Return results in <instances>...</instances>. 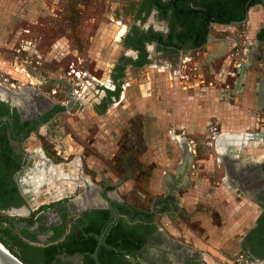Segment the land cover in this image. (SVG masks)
Segmentation results:
<instances>
[{
	"label": "flooded vegetation",
	"instance_id": "af4514ba",
	"mask_svg": "<svg viewBox=\"0 0 264 264\" xmlns=\"http://www.w3.org/2000/svg\"><path fill=\"white\" fill-rule=\"evenodd\" d=\"M61 6L65 17L57 23L63 21V39L68 41L62 44V51L56 57L49 56L53 60L49 62L52 63L51 70L59 69L57 71L61 72V77L47 83V77L42 73L48 68V65L41 64L44 57L35 62L32 56L28 60H32L31 68L39 74L37 79L23 73L19 88L8 91L0 87V226L5 232L2 233L3 237H13L18 242L15 251L23 252L30 264H94L90 258L94 251L99 264H205L199 253L190 251L166 235L156 219L162 216L171 218L181 213L174 196L157 198L147 209L136 207L111 197L109 192L112 189L108 186L92 188L91 184H87L85 188L81 181H70L79 180L76 168L75 177L64 179L71 187L69 191H73L69 195L66 194L68 190L54 194L44 191L43 187L38 195L24 192L22 188H28L23 182L32 175L36 165L41 166L42 158L51 164H60L67 162L68 157L64 158L60 143H56L59 146L52 145L50 152L40 145L27 151L24 143L61 112L58 104L51 105L50 102L63 101L67 107L74 106L78 111L92 106L96 101L106 105L110 98L109 88L112 87L114 91V78L123 77L127 66L139 67L150 63L152 52H160L161 55L172 53L183 58L182 62L187 63V66H183L185 78L196 77L199 83H204L211 74L209 69H212L205 61L206 48L211 37L217 41L222 38L211 35V30L239 27L231 25L233 22L218 21L226 19L230 8L227 0H66ZM252 7L261 9L262 20L253 33H247L250 44L248 55L245 57L242 53L237 56L239 62L233 66L236 67L232 72L237 79L242 75L253 77L249 89L256 98H263L264 7L263 4L246 7L242 19H245V25ZM86 15L96 17L89 19ZM90 21L96 22L92 34L83 37L75 35L80 27L82 29ZM108 34L111 35V46ZM91 40L93 45L89 44ZM89 46H94L93 54L78 52V47L88 51ZM108 48L116 50V54L109 53ZM73 50L76 51L74 55ZM90 56H93L91 60ZM113 57L116 60L111 66L104 69L97 66L96 61ZM72 72L82 73L86 79H92L91 88H88L82 102L73 94L82 80L75 79ZM200 78L204 81H200ZM58 81L64 82L63 85ZM36 84L45 90L44 94L50 98L46 97L49 103L41 102L32 95H27L24 100H16L11 93ZM147 86V83L144 84V91ZM55 96H59V99ZM224 133L213 141L216 153L213 159L211 157V162L214 160L213 166L218 168L220 175L213 185L215 189L221 186L229 188L239 194V199L247 198L253 205L249 223L237 237L235 253H241L237 264L264 263V152L256 159L243 157L239 153L240 147L239 150L220 154L216 143ZM188 148L186 144L184 150ZM57 159L63 162L58 163ZM210 179H214V176L209 175L206 182ZM77 184H81L79 191L75 188ZM76 201L80 202L78 207H75ZM32 207L37 212L41 208L54 207L58 211V218L51 222L44 219L42 214L31 218ZM209 211L217 212L213 207ZM69 212H76V217L66 221ZM218 220L210 216L206 221L221 230L223 223L218 226L217 222L223 220ZM22 223L24 226H21Z\"/></svg>",
	"mask_w": 264,
	"mask_h": 264
},
{
	"label": "crops",
	"instance_id": "0c3cea01",
	"mask_svg": "<svg viewBox=\"0 0 264 264\" xmlns=\"http://www.w3.org/2000/svg\"><path fill=\"white\" fill-rule=\"evenodd\" d=\"M1 1V43L5 46V48L15 47V44H18V46L15 47L14 56L10 55L11 60H9V55L0 52V69L9 73L14 78L22 80L24 75L22 73L23 71H21V68H25L24 65L28 61L27 59H29V56L32 54L30 51L31 48L23 47L24 41L20 44L19 38L22 35L20 23L21 20L35 23L36 16L31 13L26 15L20 13L21 0ZM262 16L263 13L261 12L260 8L252 7L249 9L246 26L249 27L251 33H253L260 24ZM62 23H57L56 21L54 25L48 27L47 33H52L55 30L58 31L59 27L64 28ZM50 38L51 39L46 45L45 50H41L40 48V50L37 49L38 53L41 55V58L44 57V62L41 63L44 65L42 66L48 65L47 71L42 70L45 78L47 77L45 80L47 83L50 82V80L52 81L57 77H61V72L57 71L59 69L51 70L52 68L50 66L52 63L49 64V62L53 61L50 59V57L53 55L56 57L57 54L62 51V44L68 41L67 39H63V33L61 32ZM25 41H30L34 47L38 48L34 41L28 39ZM92 41L93 40L90 41V45H93ZM218 43H221L222 48L227 50L233 45L234 39L226 38L225 41L221 40L220 42V40L217 41L211 37L209 46L206 48V64H209L215 57L214 55L216 51H218L220 48L219 46H221ZM77 46L79 45L77 44ZM78 50V52L84 51L85 54L88 53L89 55V52L93 54L94 46H89L88 51H85V49L81 50L80 47H78ZM72 54H76V51L73 50ZM92 57H89L90 60ZM150 58H152L150 63L139 67H133L132 65L127 66L123 77L119 76L114 78V91H112V87L109 88L110 98L106 105H101L98 103L99 101H96L92 106H86L83 108V110L78 111L76 107L74 108V106L67 107L63 101H52L51 105L58 104L61 112L54 116L48 123H45L35 133L38 136L43 137L44 140L51 146H55L57 145L56 143H60V146L65 153L64 158L69 156V153H72L73 151L77 153L73 155L71 158L72 160L70 161L77 159L79 162H82L86 169L89 170L90 174L98 177L105 175V172H103L102 169L107 170L108 175H112L109 172V169L105 166L104 159L109 160L116 154V158H118V160H122L125 167L129 166L128 169L124 167L123 172L118 175L120 176L123 174V177H128L133 175L132 171L136 169V167H132L130 165V155L134 154L132 145L138 144L140 142V136L142 137L143 135L147 143L157 145L158 148H156V154L162 163L164 149L163 145L167 140V138L165 139V136H167L165 134V128H171L173 133V131L183 127L184 134L189 136L193 132V129L199 126V123L203 121L202 118L206 115L215 117L219 116L218 118L220 120H222V118L228 119L227 112L224 113L222 108L226 106L227 103L225 102V96H221L224 102L221 101L217 105H214V107L217 106L216 108H212L211 106H208L207 109L199 108L196 105L195 98H193L190 93L187 94L188 90H186V87L184 86L188 85L189 89L192 90V87L198 82L197 78L187 76V79H181L182 77L179 75L178 70L172 71L171 74L165 78V75L158 70L160 68L158 66V62H160L159 59L161 58L160 52H152V56ZM113 60H116V57L108 60H98L96 62L100 69H104L105 67L111 66V64H113ZM6 61H12V64H10V66L8 64L4 65ZM136 69H138V71H135ZM140 69H143V71H140ZM227 74L231 76L233 75L231 72H227ZM247 81V75H242L239 78V96L246 98L250 93V104L253 107L252 111L256 112L258 115L259 110H264V96L263 98H256L253 91L247 88ZM58 82L61 85L64 83L61 81ZM146 83L148 86L147 90L144 91L143 86ZM182 83L183 86H181ZM176 85L179 86L176 87ZM158 86H161V88L156 89ZM47 87H49L48 84ZM153 87H155V93L151 90ZM40 90L44 94L45 90ZM143 91L145 93L147 92V95H145ZM261 93L264 95V86L261 88ZM44 97L47 99L46 97L48 96L44 94ZM55 97L59 99V96ZM253 122L254 117L250 114V111L247 109L244 110L243 108L239 109V127H244L248 124H252ZM166 132L168 133V130ZM234 136L235 134L233 137ZM173 140L179 151L181 149L179 144H182L183 149H186L185 142H187V139L183 134L182 136L180 133L173 134ZM85 145L89 146L93 153H96L97 155L87 156L83 150ZM129 145L131 149H128ZM185 155L187 156L188 152H185ZM55 165L57 168L55 171L57 179L50 184L48 187L49 190L47 192L50 193L51 191L55 194L61 191H69L71 187L68 186V183H65L67 180L64 179L69 177V173L75 177L76 167L72 162L65 165H62V163H56ZM178 168H181L180 164L178 165ZM159 174V171L156 170L154 175L155 182L152 183L151 181V190H166V193L161 196L162 198L167 195L174 196L177 199L181 215H184L183 211L187 212L188 216L197 215L195 213V208H192V206H187L188 194L170 193V190L172 191L176 188V181L169 187L168 175L159 177ZM131 182V180H126L122 184H109L105 180H102V183H99L98 185L91 184V187L103 188L108 186L110 189H112V191L109 192V195L115 199H121L116 193L117 190H114V188L119 186L118 190H120L122 187L123 189L128 190L131 188ZM30 192L33 193L32 190H30ZM39 192L40 190L36 195H38ZM226 192L227 193L221 197L223 198L222 200L225 201L224 206L221 208L225 210V214L226 216L230 217V220L226 225L223 223L225 226L224 229L218 230V227H214L212 223H209L206 221V219H197V221H195L197 223H192L190 225L188 224L186 229V225L183 227L180 225L178 230L172 229L171 225H169L168 227H165L168 233L172 232L176 234L177 231H180V235H182L186 241V243L183 245L190 251L199 253L203 259L206 257L217 256L220 253H225L227 255L235 253L236 245L238 244L237 237L242 232L244 227L249 223L248 219L250 218L253 209L247 205L245 206V203L248 201L247 198L239 203V200H241L238 197L239 194H237L235 191H231L229 188H227ZM213 196L215 198L216 195H211L208 197L209 200H212ZM79 203L80 202L76 201L75 207H78L77 204ZM100 206L104 207V204L100 203ZM32 210L33 215L31 218L36 217L39 214H42L44 219H46L48 222L58 218V211L54 207L41 208L39 212H37L35 207H32ZM74 213L76 214V212ZM74 213L69 212L66 221L76 217L74 216ZM77 215H81L79 209ZM164 218L165 220L167 219L166 223H168V219L174 221V218Z\"/></svg>",
	"mask_w": 264,
	"mask_h": 264
},
{
	"label": "rangeland",
	"instance_id": "374dc122",
	"mask_svg": "<svg viewBox=\"0 0 264 264\" xmlns=\"http://www.w3.org/2000/svg\"><path fill=\"white\" fill-rule=\"evenodd\" d=\"M66 0H21L20 3V13L21 14H34L36 16L35 23H31L28 21L21 20L20 28L21 31V37L20 44L25 40H31L34 41L38 49L45 50L46 45L48 44L50 37L59 34L60 32H63V28L59 27L58 31L55 30L52 33H47L48 27L51 25H54L56 21L63 20L65 17L64 12L61 11V5ZM258 8V7H256ZM2 11V1L0 0V13ZM90 13V12H88ZM54 15V16H53ZM89 19H95V15H86ZM63 22V21H62ZM96 29V22L90 21L86 25H84L81 29V27L78 29V31L75 32V35L77 36H86L92 34ZM114 29V27H112ZM1 30V25H0ZM243 30L246 31V33L249 34L250 29L248 26H239L232 27L227 26L224 29L216 28L211 30V35L215 36H221V40L227 39H234V43L231 46V48H228L227 50H224L222 48V45L219 46L220 48L215 53V57L213 58V62L211 61L209 64L212 66V69H209L210 73L209 76L204 79L200 78V81H204V83H199L195 86H193L192 90L189 89L188 85H184L186 87V90H188V93L195 98L196 105L201 109H207L208 106H211L212 108L214 105H217L219 102L224 100L222 99L221 95L225 96L226 98V106L222 107L224 113L227 112L228 119L225 120L222 118L220 120L219 116H209L206 115L202 118V122L199 123V126H197L195 129H193V132L187 136L184 134L183 127H180L179 129L173 131L171 128L167 129L165 128V141L163 145V162L161 163V160L157 156V145L156 144H149L146 142V139L142 135L140 136L141 140L138 144L132 145V148L134 150V154L130 155L131 162L130 165L132 167H136L132 171L133 175L128 177H123L121 174L123 172V168L125 167L123 165L122 160H118L117 155L115 154L112 156L109 160L104 159L105 166L109 169V172L112 175H108L107 170L102 169L103 172H105V175L102 176H95L89 173V170L85 168V166L80 162V167H82L81 173L88 178V184H95L98 185L99 183H102V180H105L106 182L110 183H116V184H122L126 180H131L132 185L131 188L123 189V187L118 190V187L114 188V190H117L116 193L119 195L121 199H124L125 201L129 202L130 204L138 207H143L147 209V207L157 198H160L163 194L166 193L165 191H158V190H151V181L152 183L155 182V173L156 170L159 171V177H162L163 175H168V181H169V187L172 183L176 181V188L174 190H170V193H176V194H188V202L187 206H192V208H196V214L195 216H188V213L183 211L184 215H173L171 218H174V221L171 219H168V223H166L167 219L165 220L164 217L162 218H156L158 223L164 228V231L167 233L169 237H171L173 240L179 241L182 244H185V238H183L182 235H180V231L176 232V234L169 232L166 230L165 227H168L171 225L172 229L178 230V227L181 225L182 227L186 225L185 229L187 228L188 224L197 223V219L201 220H207L211 217H217V219H222L224 222H217L220 226L222 223H225V225L229 222L228 216L225 214V210L221 208L224 206L225 201H223L221 197L227 193L226 187H218L215 189L216 186L213 185V182L215 180L218 181L219 170L218 168L213 166V162H211V157L213 159V154H215L214 150V142L212 140V135L210 133V128L215 127L216 129V136L227 132V133H263L264 134V110H259V114L257 115L256 112L252 111L253 107L250 104L251 101V94L249 93V96L246 98H242L239 96V79L235 78V73L232 72V70H235L234 68L237 66V63L239 62V57L232 56L234 49L239 47V31ZM46 32V33H45ZM58 32V33H57ZM108 42L110 45V39L111 35L108 34L107 36ZM220 40V42H221ZM1 31H0V52L5 53L6 55H9V60H11L10 55L15 54V47L18 46V44H15V47L12 48H5V46L1 43ZM223 43V42H222ZM72 45V48L75 49L74 44L70 42ZM226 45V44H225ZM111 46V45H110ZM108 47V46H107ZM228 47V45H227ZM39 49V50H40ZM109 53H113L115 55L117 52L116 50L112 51L110 48ZM3 55V54H2ZM232 56V57H231ZM237 58V59H236ZM183 58H179L177 55H174L172 53H164V55H161V58L159 59L160 62H158L159 68L158 70L161 71L162 74L168 76L171 74L172 71L178 70L179 75L182 77L181 79H184L185 76L183 75V66H187V63L184 64L182 62ZM12 62V61H11ZM10 61L4 64L9 65L12 64ZM208 64V65H209ZM236 65L234 68L233 66ZM91 66V63H89V68ZM155 70V69H154ZM135 71H138L136 69ZM140 71H143V69H140ZM146 71V69H145ZM231 72L233 77L231 75H226L225 73ZM256 78L254 77V80ZM248 83H253V77H248ZM247 88L249 89L250 85H247ZM179 85H176V87ZM183 86V83L182 85ZM202 86V87H200ZM205 86V88L203 87ZM161 88V86L156 87V89ZM201 88V89H200ZM152 92L155 93V87L151 88ZM208 94V96H206ZM151 96V95H150ZM215 106L214 108H216ZM247 109L250 111V114L254 117V122L252 124H248L244 127H239V109ZM218 109V108H217ZM216 109V110H217ZM214 110V111H216ZM256 119V120H255ZM168 130V133L166 132ZM183 134L189 145L188 150H184L182 147V144L180 145V151L177 148L174 140H173V134ZM42 146L45 151L50 152L52 146L44 141L43 137L38 136L37 134H32L31 138L28 139L24 143V148L27 151H30L35 146ZM84 146V145H83ZM256 148L254 149H248L246 147L242 148L239 153L243 157L256 159L257 156L263 155L264 152V145L263 143H256L254 145ZM128 149H131L130 145L128 146ZM85 154L88 155H97L96 153H93L92 149L89 148V146L85 145L84 149ZM229 151H236L235 149H228ZM188 152V155L185 157L183 155V152ZM181 152V154H180ZM185 153V152H184ZM75 153L74 151L72 153H69V156L67 157V162L62 163V165L69 164L71 158L73 157ZM211 155V156H209ZM56 162H63L60 161V159H57ZM180 164L181 168H178V165ZM212 165V168H211ZM128 166V165H127ZM126 169L129 168L125 167ZM214 169V170H213ZM114 172V175H113ZM163 172V173H162ZM162 173V174H161ZM209 175L214 176V179H210V181L206 182V179ZM68 176H72V174L69 173ZM73 178V176H72ZM178 184V185H177ZM81 184H77L76 191L80 190ZM70 192H73L72 190L67 192L66 194L69 195ZM75 192V191H74ZM211 195H216L215 198L213 196L212 200H209L208 197ZM246 198L241 197L240 203L245 200ZM247 201V200H246ZM249 206L253 208V205L247 201L245 203V206ZM185 207V206H184ZM213 207V209L217 212L209 211V209ZM202 210V211H199ZM213 212V213H211ZM252 216V215H251ZM225 228L224 224H222L221 229ZM170 229V230H172ZM0 233L2 234V229L0 226ZM16 256V255H15ZM241 253H235L233 255H227L225 253H220L217 256L212 257H206L204 258L205 264H237L238 260H240ZM19 258V257H17ZM23 262V261H22ZM24 263V262H23ZM26 264V263H24ZM247 264V263H245ZM264 264V263H260Z\"/></svg>",
	"mask_w": 264,
	"mask_h": 264
},
{
	"label": "bare ground",
	"instance_id": "6f19581e",
	"mask_svg": "<svg viewBox=\"0 0 264 264\" xmlns=\"http://www.w3.org/2000/svg\"><path fill=\"white\" fill-rule=\"evenodd\" d=\"M234 134L235 136L233 137ZM259 142L263 143L264 145L263 133H224V136H221L217 140L216 149L220 154H224L229 148H234L236 150H239V147L240 149L244 147L252 148L256 143ZM183 155H185V153H183ZM72 163L78 171L79 180L70 179V181L76 183L81 181L83 184H88V178L80 171V162L77 159H74ZM40 165L41 166L36 165L31 172L32 175L23 182L28 188H22L24 192H29L32 190L33 194H37L41 187H43L44 191L47 192L49 190L48 187L50 184L57 179V176L55 175V171L57 169L55 164H51L42 158V164Z\"/></svg>",
	"mask_w": 264,
	"mask_h": 264
},
{
	"label": "built area",
	"instance_id": "2783aa9c",
	"mask_svg": "<svg viewBox=\"0 0 264 264\" xmlns=\"http://www.w3.org/2000/svg\"><path fill=\"white\" fill-rule=\"evenodd\" d=\"M239 47L236 49H234L232 56L237 57L238 55L244 53L245 57H247L248 55V47H249V43H248V38H247V33L246 31L240 30L239 31ZM23 47H29L31 48V54L29 56V58H35V62H37L38 60L41 59V55L38 53L37 49L34 47V45H32V43L30 41H24L23 42ZM247 52V53H246ZM28 60V59H27ZM37 60V61H36ZM31 61L32 60H28L27 63L29 64V66H31ZM21 71H23L22 73H24L26 75V70L25 68H21ZM28 75V74H27ZM72 75L75 79L78 80H82L79 82L78 87L75 88L73 90V94L75 96V98L78 99L79 102H82L84 98L85 93L87 94V90L88 88H91V80L86 79L85 75L79 72H72ZM85 79V80H84ZM22 85L21 80L16 79L14 77H12L9 73L3 71L2 69H0V87L8 90V91H13L17 88H19ZM210 133L212 135V140L214 141L216 136V129L215 127H211L210 129ZM247 264H255V263H247Z\"/></svg>",
	"mask_w": 264,
	"mask_h": 264
},
{
	"label": "trees",
	"instance_id": "16d2710c",
	"mask_svg": "<svg viewBox=\"0 0 264 264\" xmlns=\"http://www.w3.org/2000/svg\"><path fill=\"white\" fill-rule=\"evenodd\" d=\"M261 0H227L228 10L226 19H219L218 21L223 23H230V22H240L242 21L245 13L246 7H250L255 4H260ZM264 7V4H263ZM232 11V12H231ZM258 37L261 39V35L259 34ZM2 233L5 234L4 231ZM4 235L0 233V245L6 249L12 256H14L17 260H19L22 264H30L26 256L23 255L21 251H15L17 247V241L13 237L4 238ZM20 244V243H19ZM19 248V247H18ZM16 255V256H15ZM19 257V258H17ZM24 263H23V262Z\"/></svg>",
	"mask_w": 264,
	"mask_h": 264
},
{
	"label": "water",
	"instance_id": "95a60500",
	"mask_svg": "<svg viewBox=\"0 0 264 264\" xmlns=\"http://www.w3.org/2000/svg\"><path fill=\"white\" fill-rule=\"evenodd\" d=\"M260 4H264V0L260 1ZM245 22V19L240 21V22H233L231 23V25H242ZM25 70L27 72V74L33 78V79H37L38 75L35 73L34 69L31 68V66H29V64L26 62L25 65ZM39 89H41L37 84L36 85H32V86H28V87H23L20 88L19 90L15 91V92H11L13 97L16 100H24V98H27V95H32L33 97H37L40 99L41 102H50L48 99H45L44 94L42 91H39ZM42 92V93H41ZM51 103V102H50ZM86 188L87 184H83ZM21 226H24V224L22 223ZM100 243V241H99ZM98 243V245H99ZM90 258L93 260L94 264H99L97 259H96V254L95 251L90 255ZM0 264H22L19 260H17L14 256H12L6 249H4L1 245H0Z\"/></svg>",
	"mask_w": 264,
	"mask_h": 264
}]
</instances>
